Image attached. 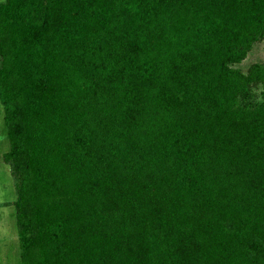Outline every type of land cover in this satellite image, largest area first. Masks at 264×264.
<instances>
[{
	"label": "trees",
	"instance_id": "trees-1",
	"mask_svg": "<svg viewBox=\"0 0 264 264\" xmlns=\"http://www.w3.org/2000/svg\"><path fill=\"white\" fill-rule=\"evenodd\" d=\"M264 0H2L21 264H264Z\"/></svg>",
	"mask_w": 264,
	"mask_h": 264
},
{
	"label": "rangeland",
	"instance_id": "rangeland-1",
	"mask_svg": "<svg viewBox=\"0 0 264 264\" xmlns=\"http://www.w3.org/2000/svg\"><path fill=\"white\" fill-rule=\"evenodd\" d=\"M256 63L264 64V37L256 41L247 57L234 67L248 73ZM263 89L264 84L261 81L251 82L248 86L253 100L262 98ZM6 130L4 109L0 105V264H21L22 243L15 205L17 178L13 174L11 164L3 160V154L9 147Z\"/></svg>",
	"mask_w": 264,
	"mask_h": 264
}]
</instances>
